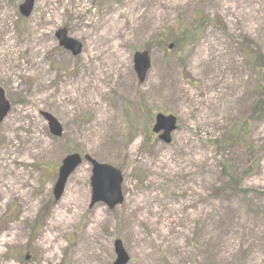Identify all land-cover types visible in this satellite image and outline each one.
Segmentation results:
<instances>
[{"label": "rangeland", "instance_id": "rangeland-1", "mask_svg": "<svg viewBox=\"0 0 264 264\" xmlns=\"http://www.w3.org/2000/svg\"><path fill=\"white\" fill-rule=\"evenodd\" d=\"M24 1L0 0V264H114L115 240L129 264H264V0ZM72 153L122 172L121 205H91L88 163L54 200Z\"/></svg>", "mask_w": 264, "mask_h": 264}, {"label": "water", "instance_id": "water-1", "mask_svg": "<svg viewBox=\"0 0 264 264\" xmlns=\"http://www.w3.org/2000/svg\"><path fill=\"white\" fill-rule=\"evenodd\" d=\"M34 6V0H26L20 7V12L24 17H29ZM57 38L60 45L72 52L74 56L81 53L82 46L79 42L68 37L67 30L62 29L57 32ZM171 48V47H170ZM150 68V57L147 52H138L134 56V69L141 82L144 81L147 72ZM10 103L6 100L5 91L0 87V122H2L7 114L10 112ZM42 117L48 124L50 133L55 137H61L63 128L61 124L52 115L48 113H42ZM156 126L154 128L155 133L164 131V135L160 137L166 143L170 142V134L175 130L176 119L172 116L164 117L158 115L156 118ZM85 160L93 166V177L91 179L92 186V204L98 202H104L110 208L122 202L120 194V185L122 182L120 172L112 167L100 165L90 157L86 156ZM82 159L79 155H71L63 160L62 166L59 171L58 181L54 188V195L56 200L60 199L66 181L71 173L80 166ZM115 252L117 254V261L115 264H127L129 257L123 249L122 243L117 241L115 243Z\"/></svg>", "mask_w": 264, "mask_h": 264}, {"label": "trees", "instance_id": "trees-1", "mask_svg": "<svg viewBox=\"0 0 264 264\" xmlns=\"http://www.w3.org/2000/svg\"><path fill=\"white\" fill-rule=\"evenodd\" d=\"M183 33H184V32L179 33V34H178V37L181 38V36H183V37H186V36H187L186 33H184V34H183ZM190 38H191V37H190ZM164 39H166V38H164ZM253 58H254V62H255V63H256L257 61H259L257 57H253ZM263 87H264V86H263Z\"/></svg>", "mask_w": 264, "mask_h": 264}, {"label": "bare ground", "instance_id": "bare-ground-1", "mask_svg": "<svg viewBox=\"0 0 264 264\" xmlns=\"http://www.w3.org/2000/svg\"><path fill=\"white\" fill-rule=\"evenodd\" d=\"M109 37L111 38V37H112V35H109Z\"/></svg>", "mask_w": 264, "mask_h": 264}]
</instances>
